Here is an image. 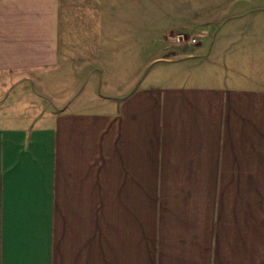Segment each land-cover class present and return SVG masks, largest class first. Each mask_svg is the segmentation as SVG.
<instances>
[{
    "label": "crops",
    "instance_id": "crops-1",
    "mask_svg": "<svg viewBox=\"0 0 264 264\" xmlns=\"http://www.w3.org/2000/svg\"><path fill=\"white\" fill-rule=\"evenodd\" d=\"M140 1L0 0V76L57 96L0 126V264H264V71L229 52L264 8L143 76Z\"/></svg>",
    "mask_w": 264,
    "mask_h": 264
},
{
    "label": "rangeland",
    "instance_id": "rangeland-1",
    "mask_svg": "<svg viewBox=\"0 0 264 264\" xmlns=\"http://www.w3.org/2000/svg\"><path fill=\"white\" fill-rule=\"evenodd\" d=\"M140 7L145 76L156 67L147 63L152 57L159 60L156 65L163 72L166 71L165 62H181L198 46L210 44L213 29L221 22L251 23L252 17L247 15L249 8H264V0H141ZM226 7L233 8L232 13L221 17L220 13ZM207 25H211L208 30L205 29ZM190 37L196 39L195 46L187 47L184 42L176 41L177 38L187 40ZM246 44L230 48L231 57L238 59L239 71L259 76L264 71L261 69L259 72L264 63V43ZM3 76H0V126L27 124L45 113L54 112L57 99L54 95L55 80L43 82L36 74H30V78Z\"/></svg>",
    "mask_w": 264,
    "mask_h": 264
},
{
    "label": "built area",
    "instance_id": "built-area-1",
    "mask_svg": "<svg viewBox=\"0 0 264 264\" xmlns=\"http://www.w3.org/2000/svg\"><path fill=\"white\" fill-rule=\"evenodd\" d=\"M177 42H179V43H182V42H184L185 43V45L188 47H192V46H195L196 45V39L194 38V37H190V38H188L187 40H184V39H182V38H177V40H176Z\"/></svg>",
    "mask_w": 264,
    "mask_h": 264
}]
</instances>
